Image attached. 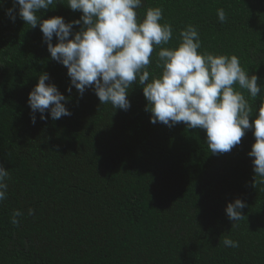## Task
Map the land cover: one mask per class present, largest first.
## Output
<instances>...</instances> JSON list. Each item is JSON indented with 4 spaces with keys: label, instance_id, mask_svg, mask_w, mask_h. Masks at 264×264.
<instances>
[{
    "label": "trees",
    "instance_id": "obj_1",
    "mask_svg": "<svg viewBox=\"0 0 264 264\" xmlns=\"http://www.w3.org/2000/svg\"><path fill=\"white\" fill-rule=\"evenodd\" d=\"M57 2L37 15L65 22L83 15L67 0ZM11 7L12 0L0 5V163L9 171L0 201V264H264V178H255L248 155L253 130L230 152L212 154L206 130L151 123L138 82L127 111L101 104L92 88L82 97L74 87L69 93L68 69L51 58L39 25L18 16L13 23ZM156 7L173 36L154 46L150 81L162 71L159 50L177 47L192 25L200 53L236 55L260 78L256 99L233 86L252 106L251 123L264 98V0H142L138 21ZM43 73L72 115L53 120L46 113L41 120L37 112L33 124L28 98ZM237 198L246 207L235 222L225 209ZM16 210L18 225L11 222ZM225 238L238 247L225 246Z\"/></svg>",
    "mask_w": 264,
    "mask_h": 264
},
{
    "label": "clouds",
    "instance_id": "obj_2",
    "mask_svg": "<svg viewBox=\"0 0 264 264\" xmlns=\"http://www.w3.org/2000/svg\"><path fill=\"white\" fill-rule=\"evenodd\" d=\"M4 0H0V5ZM57 0H12L6 15L15 23L17 16L31 28L39 25L43 41L51 58L68 69L71 93L74 87L82 97L89 88L94 89L101 104L110 103L114 109L127 111L131 107L128 94L134 82L143 86L148 102L146 111L151 123H163L168 127L183 122L188 128L206 130L207 145L212 154L230 152L240 144L247 130H253L255 143L248 153L253 157L255 178H264V98L258 115L250 123L252 106L245 95L234 88L247 90L256 99L261 93L260 79L249 75L236 55L200 53L197 29L188 25L180 32V43L175 48H161L156 66L162 71L152 76L148 70L154 46L167 45L173 36L169 23H161L162 9L149 8L142 21H138L136 9L142 0H67V6L80 11V19L65 22L61 16L41 18L40 10H47ZM220 22L227 16L217 10ZM82 25L79 31L75 26ZM58 43L53 44V37ZM72 37V38H70ZM48 73L39 76L38 84L29 93L28 104L31 120L36 123V113L47 120L71 116L65 106L66 97L55 84L46 83ZM147 82V83H146ZM257 111V110H256ZM9 171L0 163V201L6 198L8 185L5 179ZM246 204L237 198L225 209L231 221L244 218ZM34 210L29 209V215ZM16 210L11 222L19 224ZM227 247H238V242L225 238Z\"/></svg>",
    "mask_w": 264,
    "mask_h": 264
}]
</instances>
